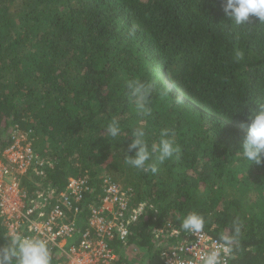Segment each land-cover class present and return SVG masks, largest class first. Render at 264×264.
<instances>
[{"label":"trees","instance_id":"obj_1","mask_svg":"<svg viewBox=\"0 0 264 264\" xmlns=\"http://www.w3.org/2000/svg\"><path fill=\"white\" fill-rule=\"evenodd\" d=\"M225 3L0 0V158L17 127L31 132L35 151L52 165L44 177L23 180L28 197L85 174L96 188L100 170L129 189L131 204L144 208L126 246H115L120 264L128 249L162 264L154 231L165 222L182 229L191 213L204 216V232L218 240L239 218L229 264H264V164L242 154L250 118L264 104V24L252 17L235 25ZM236 51L244 52L239 63ZM133 79L155 82L150 116L130 100ZM113 120L116 138L107 134ZM138 128L149 151L167 138L180 158L161 164L154 153L155 174L128 165ZM9 242L0 217V247Z\"/></svg>","mask_w":264,"mask_h":264},{"label":"built area","instance_id":"obj_2","mask_svg":"<svg viewBox=\"0 0 264 264\" xmlns=\"http://www.w3.org/2000/svg\"><path fill=\"white\" fill-rule=\"evenodd\" d=\"M51 166L35 151L31 132L12 130L0 158V217L7 237L15 228L43 240L57 255L55 264H120L115 246H126L129 226L144 206H133L131 191L109 175L98 176L96 188L85 174L69 177L59 191L39 188L28 197L23 180L42 178ZM154 233L162 264H202L200 256L219 241L206 232L202 238L186 233L170 222ZM231 257L222 259L229 264Z\"/></svg>","mask_w":264,"mask_h":264},{"label":"clouds","instance_id":"obj_3","mask_svg":"<svg viewBox=\"0 0 264 264\" xmlns=\"http://www.w3.org/2000/svg\"><path fill=\"white\" fill-rule=\"evenodd\" d=\"M223 10L237 26L252 23V17L258 18L260 24H264V0H226ZM130 35H135V27H133ZM243 58V51L235 52V62L239 63ZM155 86L154 81L142 82L139 79H133L127 82L130 100L134 104L137 114L142 116L152 114V109L148 107V103ZM171 90V86H169L167 90L162 91V95L167 96ZM182 102V98L177 96L176 103L180 104ZM107 134L113 138L121 134L118 121L113 120L108 125ZM145 135L142 128H138L132 133L134 139L128 146V152L135 151V155L125 156V162L128 165L155 174L158 168L155 164L148 163L154 153H159L157 159L161 164L171 159L174 154L177 159L180 158L181 148L179 146L174 147V142L167 138H162L159 144H153L151 151H149ZM168 135V129L162 130V137ZM242 154L246 160L253 164H264V104H260L258 112L250 118V127L242 144ZM204 228V216L196 213L189 214L182 223L184 232L201 238L203 237ZM242 228L243 224L237 218L234 221L233 234L221 235L213 250L200 256L202 264H227V260L222 259V256H232L235 250L234 246L240 243ZM14 260L15 264H52V254L43 240L25 237L13 228L10 230L8 245L0 247V264H13Z\"/></svg>","mask_w":264,"mask_h":264},{"label":"rangeland","instance_id":"obj_4","mask_svg":"<svg viewBox=\"0 0 264 264\" xmlns=\"http://www.w3.org/2000/svg\"><path fill=\"white\" fill-rule=\"evenodd\" d=\"M102 175H108L105 170H100L98 173V176ZM127 256V257H126ZM127 262L124 264H147L146 260H138V252L135 250L128 249L127 255H126Z\"/></svg>","mask_w":264,"mask_h":264}]
</instances>
